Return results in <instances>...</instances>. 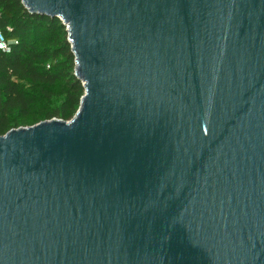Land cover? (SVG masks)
<instances>
[{"label": "water", "instance_id": "95a60500", "mask_svg": "<svg viewBox=\"0 0 264 264\" xmlns=\"http://www.w3.org/2000/svg\"><path fill=\"white\" fill-rule=\"evenodd\" d=\"M22 2L85 93L0 135V264H264V0Z\"/></svg>", "mask_w": 264, "mask_h": 264}, {"label": "trees", "instance_id": "16d2710c", "mask_svg": "<svg viewBox=\"0 0 264 264\" xmlns=\"http://www.w3.org/2000/svg\"><path fill=\"white\" fill-rule=\"evenodd\" d=\"M0 30L12 41L0 50V135L22 126L71 120L85 93L60 18L33 14L22 0H0Z\"/></svg>", "mask_w": 264, "mask_h": 264}, {"label": "built area", "instance_id": "2783aa9c", "mask_svg": "<svg viewBox=\"0 0 264 264\" xmlns=\"http://www.w3.org/2000/svg\"><path fill=\"white\" fill-rule=\"evenodd\" d=\"M11 45L12 41L6 40L4 34L0 30V50L3 52H10Z\"/></svg>", "mask_w": 264, "mask_h": 264}, {"label": "rangeland", "instance_id": "374dc122", "mask_svg": "<svg viewBox=\"0 0 264 264\" xmlns=\"http://www.w3.org/2000/svg\"><path fill=\"white\" fill-rule=\"evenodd\" d=\"M28 126H31V125H28ZM26 127V126H25Z\"/></svg>", "mask_w": 264, "mask_h": 264}]
</instances>
